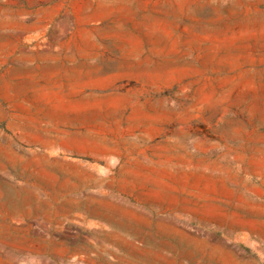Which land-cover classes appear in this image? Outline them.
I'll use <instances>...</instances> for the list:
<instances>
[{
    "label": "rangeland",
    "instance_id": "374dc122",
    "mask_svg": "<svg viewBox=\"0 0 264 264\" xmlns=\"http://www.w3.org/2000/svg\"><path fill=\"white\" fill-rule=\"evenodd\" d=\"M0 264H264V0H0Z\"/></svg>",
    "mask_w": 264,
    "mask_h": 264
},
{
    "label": "bare ground",
    "instance_id": "6f19581e",
    "mask_svg": "<svg viewBox=\"0 0 264 264\" xmlns=\"http://www.w3.org/2000/svg\"><path fill=\"white\" fill-rule=\"evenodd\" d=\"M58 199V198H57ZM18 201H19V195H13L12 197H11V202H14L15 204L13 205V204H10V205H8V207L7 208H5V210H8V211H10V212H17L18 210H19V207L17 206L18 205ZM86 211L87 212H89L90 214H96L97 216H101V215H103V212L102 211H100L99 209H97V208H89V207H87L86 208ZM7 212V211H6ZM12 214V213H11ZM105 217V216H104ZM14 218V217H13ZM108 218V217H107ZM21 220V219H20ZM123 222V221H122ZM127 225V224H126ZM117 226H119V228H121L123 225L121 224V223H119L118 222V225ZM129 228H131V227H129ZM6 240V239H5Z\"/></svg>",
    "mask_w": 264,
    "mask_h": 264
},
{
    "label": "crops",
    "instance_id": "0c3cea01",
    "mask_svg": "<svg viewBox=\"0 0 264 264\" xmlns=\"http://www.w3.org/2000/svg\"><path fill=\"white\" fill-rule=\"evenodd\" d=\"M123 233H125V235L127 236V237H130V238H132V239H135L136 237H133L134 235H136V234H134V233H129L127 230H124L123 231ZM138 237V236H137Z\"/></svg>",
    "mask_w": 264,
    "mask_h": 264
}]
</instances>
